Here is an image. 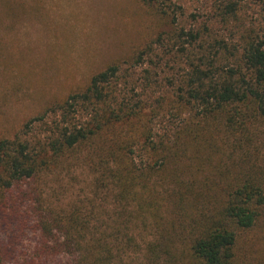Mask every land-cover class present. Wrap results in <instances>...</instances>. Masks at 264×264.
<instances>
[{"label": "trees", "instance_id": "1", "mask_svg": "<svg viewBox=\"0 0 264 264\" xmlns=\"http://www.w3.org/2000/svg\"><path fill=\"white\" fill-rule=\"evenodd\" d=\"M140 1L159 17L169 16L170 0ZM259 14L256 22L244 15L242 0H216L214 11L200 25L179 27L174 17L171 31L135 48L129 60L109 64L65 98L49 102L14 135L1 136L0 224L9 219L8 192L87 146L99 158V187L111 178L116 196L125 200V210L133 200L138 204L131 208L138 213L144 211L146 199L151 203L156 238L147 245L145 264H235L241 232L264 218V162L258 160L264 161V144L253 145L260 135L254 126L264 120V0ZM145 63L141 79L146 98L136 89H120L122 70ZM148 102L153 108L167 103L186 110L196 122L187 119L183 133L218 122L231 153L228 159L233 162L234 155L240 156L236 169L218 172L215 189L206 177L183 179L169 167L172 158L182 155L175 150L182 136L179 131L173 134L176 145L167 133L156 137L148 127L152 116L142 121ZM51 114L58 118L55 127L49 128L46 139L35 140L33 127L48 123ZM127 125L135 126L133 132L130 128L122 132ZM114 128L104 145L94 146ZM136 152L142 159L139 163ZM137 180L142 194L152 192L142 198L145 202L142 194L133 192ZM159 186L166 187L164 196L155 195ZM163 205L165 215L160 214ZM41 210L36 220L41 235L36 261L69 256L72 264H134L132 221L111 226L109 234L102 222L88 220L83 206ZM14 248L2 245L0 264L14 255Z\"/></svg>", "mask_w": 264, "mask_h": 264}, {"label": "rangeland", "instance_id": "2", "mask_svg": "<svg viewBox=\"0 0 264 264\" xmlns=\"http://www.w3.org/2000/svg\"><path fill=\"white\" fill-rule=\"evenodd\" d=\"M215 1L170 0L169 16L161 18L155 9L140 0H0V137L14 135L49 102L65 98L96 72L113 62L129 60L135 48L155 39L161 32L171 31L172 18H176L179 27L185 28L204 23L214 11ZM262 1L242 0L244 15L259 21ZM127 66L124 64V68ZM146 66L147 63L122 70L118 78L120 89H136L146 98L141 79V70ZM147 107L148 114L142 121L152 116L148 127L156 137L167 133L176 145L173 134L180 132L182 140L175 150L182 155L177 160L172 158L169 167L175 168L183 179L189 180L192 175L206 177L210 188L215 189L218 172L236 169L240 156L232 155L233 162L228 159L231 153L218 122L183 133L187 119L196 122L186 110L167 103L153 108L148 102ZM48 120L33 127L31 134L35 140L46 139L49 128L55 127L58 118L51 114ZM124 127L123 133L128 128L132 132L135 129L131 125ZM254 127L261 136H257L253 145L259 147L264 144V120ZM115 129L98 138L94 146L104 145L102 141L107 142ZM239 135L235 134L234 138ZM89 151L87 146L80 148L71 158L60 160L57 168L43 172L36 180L21 182L8 192L9 219L0 224V248L5 244L15 248L14 255L8 256L4 264H72L69 256L36 261L41 242L36 220L41 209L68 210L74 205L83 206L90 215L88 220L102 222L109 234L111 226L132 221L136 227L128 221L129 234L135 237L136 245L131 247V260L134 264L147 262V245L156 238L152 230L155 216L149 211L151 203L142 198L152 192L142 194L139 181H135L133 192H139L136 193L139 197L142 194L140 199L145 202V209L138 213L131 208L138 204L133 200L125 210V200L121 195L116 196L118 189L114 188L111 178L99 187L96 180L101 175L97 167L99 158ZM134 159L138 163L142 160L137 152ZM165 188L157 187L155 195L164 196ZM120 212L122 214H118ZM166 213L165 205L161 206L160 214ZM235 264H264V218L255 228L241 232Z\"/></svg>", "mask_w": 264, "mask_h": 264}]
</instances>
